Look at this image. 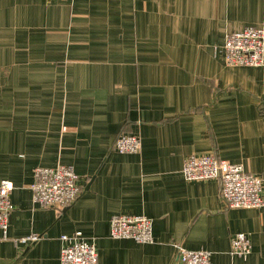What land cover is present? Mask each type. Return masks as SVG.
<instances>
[{
  "label": "crops",
  "instance_id": "0c3cea01",
  "mask_svg": "<svg viewBox=\"0 0 264 264\" xmlns=\"http://www.w3.org/2000/svg\"><path fill=\"white\" fill-rule=\"evenodd\" d=\"M249 26L264 30L263 0H0V182L14 206L0 264H61L75 233L98 264H177L176 246L264 264V204L227 208L219 180L181 174L187 156L211 154L260 177L264 202V64L227 67L222 51ZM121 134L140 153H117ZM57 165L80 187L62 212L30 188L35 168ZM114 215L149 218L153 241L110 238ZM236 233L246 257L230 254Z\"/></svg>",
  "mask_w": 264,
  "mask_h": 264
},
{
  "label": "built area",
  "instance_id": "2783aa9c",
  "mask_svg": "<svg viewBox=\"0 0 264 264\" xmlns=\"http://www.w3.org/2000/svg\"><path fill=\"white\" fill-rule=\"evenodd\" d=\"M264 3V0H263ZM227 67L257 68L264 64V30L246 27L225 36L222 46ZM119 154H138L140 138L119 135L114 143ZM181 174L186 182L217 179L221 183V199L230 209H259L264 202L261 196L262 180L247 173L240 164L217 159L211 154L189 155L185 158ZM78 176L71 166L54 168L38 167L33 170L30 186L32 200L40 208H52L59 212L71 206L80 194ZM11 184L0 182V231L6 238L8 219L14 206L10 200ZM109 235L114 240L128 239L138 244H149L152 238V221L142 215H114L109 222ZM41 235L31 234L14 240V244L30 245ZM61 264H98L96 249L81 238L80 233L61 236ZM177 264H211V253L205 250H187L176 246ZM251 252V243L244 233H236L230 240V254L241 258Z\"/></svg>",
  "mask_w": 264,
  "mask_h": 264
}]
</instances>
